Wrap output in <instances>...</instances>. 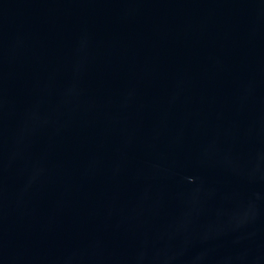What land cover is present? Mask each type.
<instances>
[{"label": "water", "instance_id": "1", "mask_svg": "<svg viewBox=\"0 0 264 264\" xmlns=\"http://www.w3.org/2000/svg\"><path fill=\"white\" fill-rule=\"evenodd\" d=\"M0 264H264V0H0Z\"/></svg>", "mask_w": 264, "mask_h": 264}]
</instances>
